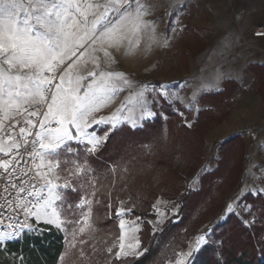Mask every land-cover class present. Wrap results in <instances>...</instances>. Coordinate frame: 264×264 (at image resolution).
Instances as JSON below:
<instances>
[{"label":"snow or ice","instance_id":"6c2138e0","mask_svg":"<svg viewBox=\"0 0 264 264\" xmlns=\"http://www.w3.org/2000/svg\"><path fill=\"white\" fill-rule=\"evenodd\" d=\"M169 6L172 11L167 15L178 24L184 2L169 0ZM154 7L146 0H0V225L5 219L9 221V231H0V244L19 238L25 229L43 235L47 229L41 225L51 226L57 232L71 231L73 241L91 228L92 199L82 198L73 205L60 191L75 193L85 189L86 184L95 187L88 180L95 169L87 157L82 162L65 159L61 167L56 154L69 141L88 145L86 153L94 156L122 128L143 131L151 122L167 119L156 110L161 102L173 107L181 117L185 111L199 112L197 95L208 91L207 86L195 89L185 102L167 84L134 85L123 71L114 67L116 51L126 47L131 52L144 37L156 42L159 21L150 19ZM180 30L172 26L163 33L162 46L169 45V33ZM221 79L218 74L214 89L219 90ZM126 89L131 94L119 107L111 114H99ZM177 102L185 111L175 109ZM185 123L189 128L193 126L186 118ZM145 147L150 151L154 145ZM65 151L72 153L74 149ZM214 161L215 157L201 169L197 181L189 185V193L197 190L196 183L203 175L214 171ZM119 167L109 171L115 174ZM90 195L94 197L96 192ZM256 199H264V175L254 177L252 185L242 183L231 202L225 204L220 220L236 217L245 228H253L258 219ZM160 204L157 200L153 205L156 217L148 221L153 233L161 230L169 215ZM85 206L86 212L82 211ZM180 208V203L174 202L170 215L177 216ZM77 209L83 215L78 228L77 221L71 219L77 215ZM126 212H132V208H117L119 244L105 251L123 264H134L147 249L136 235L140 231L136 221L124 218ZM260 242H264V237ZM224 245V239L214 229L206 230L186 252L179 253L175 264H194L205 247L212 249L211 264H225ZM60 259L63 261L64 257Z\"/></svg>","mask_w":264,"mask_h":264},{"label":"trees","instance_id":"16d2710c","mask_svg":"<svg viewBox=\"0 0 264 264\" xmlns=\"http://www.w3.org/2000/svg\"><path fill=\"white\" fill-rule=\"evenodd\" d=\"M202 48L200 46L198 51ZM250 72L254 75L253 85H256L264 78V65L252 67ZM240 92V87L228 81L222 92L202 96V101L216 107L199 111L191 128L169 107L162 111L167 119L159 118L143 131L122 128L94 156H88L87 147L70 144L68 148L74 149V157H81L80 162L87 157L95 169L89 175L95 185L92 191L96 192L92 197L90 219L98 229L92 237L111 235L117 238L118 226L112 215H115L118 202L124 200L132 208L128 218L139 217L142 222L139 239L147 249L134 264L173 262L180 247L186 246L206 222L211 223L212 230L225 241V264H264V242H260L264 237V212L261 211L264 199L255 200L258 219L251 229L245 228L236 217L220 220L226 197L239 182L238 175L232 177L231 165H237V173H240L245 163V144L240 136L219 145L217 166L203 175L197 191L189 193L185 187L187 178L202 164L205 136L215 125L227 120L234 106L233 97ZM175 109L185 111L179 104ZM148 144L154 145L150 151L145 147ZM117 165L121 167L115 174L109 171ZM160 196L168 204L179 202L181 208L177 216L166 220L162 230L153 233L147 220L154 218L153 205ZM41 226L47 229L43 235L24 232L20 238L0 247V264H58L65 247L64 237L53 227ZM86 254H95L94 264H123L106 254L104 245H98L94 253L89 249ZM75 259L76 255L72 256L67 264H81ZM213 259L212 249L205 247L197 254L194 264H211Z\"/></svg>","mask_w":264,"mask_h":264},{"label":"crops","instance_id":"0c3cea01","mask_svg":"<svg viewBox=\"0 0 264 264\" xmlns=\"http://www.w3.org/2000/svg\"><path fill=\"white\" fill-rule=\"evenodd\" d=\"M156 1L165 13L172 11L169 0ZM183 2L184 7L197 6L205 17V21L201 22L195 31L203 48L190 59L185 73L188 89L183 96L185 102H188L195 89L207 86L208 91H200L197 95V107L199 111L214 109L216 105L202 102V96L222 92L228 81L235 83L242 90L233 97L234 106L227 120L214 126L207 134L210 136V143L221 144L234 136H240L244 141L245 163L238 185L232 190L231 202V198L244 181L252 185L254 177L264 175V95L250 90L254 81L251 68L264 65V37L257 39L251 37L252 29L256 26L264 27V0H183ZM218 74L222 79L219 82V90H216L212 85ZM132 81L134 85H139ZM261 81L264 83V78ZM130 94L127 89L118 93L116 101L107 108L105 115L111 114ZM72 132L75 134L74 129ZM157 200L161 201L160 208L167 205L162 197ZM139 228L141 231L142 226ZM139 232L136 233L138 238ZM175 261L176 259L167 264H173Z\"/></svg>","mask_w":264,"mask_h":264},{"label":"rangeland","instance_id":"374dc122","mask_svg":"<svg viewBox=\"0 0 264 264\" xmlns=\"http://www.w3.org/2000/svg\"><path fill=\"white\" fill-rule=\"evenodd\" d=\"M146 2L148 4L155 6L153 8V16L150 17V19H157L159 21L157 29H156L157 40L155 43H152L146 37H144L141 39L139 47H133L131 52H127L126 47L116 51L115 58L117 60V64L114 67L118 71H123L126 76H128L131 80L136 81L137 84L139 83V85L144 84V85H148L149 87H152L154 85L167 84L170 86V89L172 92L178 93L180 96L183 97L184 94H186L188 91L187 85H186L187 78L185 74L188 68V64L190 62V59L197 53L198 49L201 46L198 40V36L195 32L197 31L196 27L201 22L205 21V17L204 15L202 16L197 6L196 7H192V6L184 7L183 10L179 14V22L177 24V21L175 20V18L170 19L169 15H167V13H165L164 11L160 9L156 0H146ZM172 26H177L181 30L174 34L169 33L170 35L169 45L167 47H163L162 41L164 37L162 34L168 31V29ZM250 90L253 93L264 95L263 81L258 83V85H253ZM176 104H179L181 108L184 110V107L182 104H180L179 102H177ZM169 107L170 106L167 103L161 102V105L156 106V110L162 113L163 109H166ZM171 108L174 110L173 107ZM185 112H186L185 115L187 116H184L182 118L183 119L186 118L187 122L191 124L194 122L195 117L199 113V112L196 113V112H187V111ZM106 113H107V108L103 109L101 113L99 114L105 115ZM162 119L164 120V118ZM96 131H100V128L96 127ZM209 138L210 136H207V135L204 138L205 144L203 147L204 149H203L202 160H201L202 164L200 165V168L191 177L187 178L185 182V187H187V189H189V185H191L194 181H197V176L201 172V169L204 168V166L207 165L210 161H213L214 157H215V161L212 163V168L215 169V167L217 166L216 162L218 160V147L220 144L218 142L210 143ZM70 144H78L84 147H89L88 145L78 143L75 140L69 141L64 146V148L59 149L56 154L57 158L61 161L62 168L64 167L63 161L65 159H68V160L76 159L74 157L75 155L74 152L67 153L65 151V148H68ZM80 158L76 159L77 162H80ZM236 167L237 165L235 166L231 165L232 177L234 179L235 175L236 176L238 175L237 177L240 179L241 170H240V173H237L238 167L237 168ZM90 179L91 178H89L88 176L89 181ZM199 187H200V180L196 183V189L198 190ZM197 190H193V191H197ZM232 190H231V193L226 197L225 204L230 202V197L233 193ZM60 191L65 192L67 201L72 202L73 205H75V203H78L79 200L82 198H89V199H92L93 201V198H92L93 196L90 195V193L92 192L91 184H86L85 189H82L75 193L67 189H60ZM123 202L124 204L121 205V201H119L117 204V208H118L119 203H120V207L121 206H124L125 208L130 207L127 205L126 201L123 200ZM92 206H93V203L91 205V208ZM172 207H173V202H171V204L167 203L165 207L161 208L162 211H167V213L169 214L167 219L172 217L170 215ZM117 208L115 209V211L117 210ZM60 210L63 213V209L61 208ZM87 210H88V206H85V208L82 211L86 212ZM153 210H154L153 219H155L156 209L154 208ZM80 213H81V210L77 209V215L71 217V219H74L77 221L76 228L82 226L83 215ZM129 214H130L129 212H126L124 218L127 220H134L136 221V225L142 226L141 225L142 222L139 221L138 219H135V218L129 219L128 218ZM112 217H113V220L116 226H118L119 218L116 217V215H112ZM153 219H148V220L151 221ZM32 222L33 221H31V223ZM89 224L91 225V228L86 229L83 235L78 234L76 241H73L72 236H71V231L61 232L65 240L64 241L65 247L60 257H64V260L61 261L60 259L58 264H67L68 260L74 255H76L75 262H80L81 264H94L93 261L95 260L96 256L95 254H92V255L86 254L87 250L91 249L94 253L98 245H104V251L107 247L112 246L113 244H116L118 246L119 227H118L117 238H115L114 236L112 237L111 235H107L105 237L104 236L92 237V235L95 232H97L98 229L96 228V226L93 225L91 219H89ZM163 225H161V230L163 228ZM212 227L213 226L209 222H206L205 224H203L202 227L198 230V232L193 237H191L187 245L180 247V249L177 252L178 255H177L176 260L179 258V253L186 252L188 250V246L191 244H194L196 237H198L199 235H203L206 230H212ZM69 229L70 230L72 229L71 225H69ZM25 233H29V232L26 230ZM108 239H110V244L106 245ZM81 241H84V242L81 243ZM72 243L76 244L74 248L71 246ZM173 264H175V262Z\"/></svg>","mask_w":264,"mask_h":264},{"label":"built area","instance_id":"2783aa9c","mask_svg":"<svg viewBox=\"0 0 264 264\" xmlns=\"http://www.w3.org/2000/svg\"><path fill=\"white\" fill-rule=\"evenodd\" d=\"M262 32H264V27H262V26H256V28H254V29L251 30V37H253L255 39H257V38H263L264 35H260V33H262ZM18 127L16 129L17 132H18ZM0 135H2V133H0ZM29 199H31V198H29ZM0 218H2V217H0ZM20 219H23V217L21 216ZM31 221L32 220H30V223H31ZM8 222L9 221L5 219L4 224L3 225H0V231H9V229H7V227H6V225H7ZM25 231H26V229L20 234V237L23 235V233ZM13 240H16V239L8 240L5 243L0 244V247H4L8 242L13 241Z\"/></svg>","mask_w":264,"mask_h":264}]
</instances>
